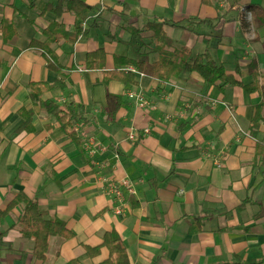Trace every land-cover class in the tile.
Listing matches in <instances>:
<instances>
[{"label":"crops","instance_id":"0c3cea01","mask_svg":"<svg viewBox=\"0 0 264 264\" xmlns=\"http://www.w3.org/2000/svg\"><path fill=\"white\" fill-rule=\"evenodd\" d=\"M82 1L92 7L82 24L87 34L50 46L64 69L57 74L30 42L45 41L42 30L53 21L71 30L73 12L40 14L41 4L57 0H0V211L23 192L37 202L45 220L59 218L73 234L52 236L45 258L37 259L33 239L20 232L23 205L18 204L0 215V264L73 259L100 264L108 250L101 247L89 256L85 246L100 245L111 230L121 237L129 264H264V163L255 157L256 140L264 139L261 132L256 139L249 134L258 93L210 84L196 71L167 81L134 71L136 84L103 82V70L131 69L115 57L158 59L146 29L157 20L174 49H190V59L208 52L225 73L250 83L253 59L264 75V26L258 14L264 0ZM4 21L15 28L13 37L3 38L11 35L10 29L3 32ZM100 48L103 70H87L86 54ZM59 78L64 87L40 99L62 110L82 107L72 124L80 145L29 97V82ZM138 90L151 103L147 112L126 95ZM107 93L125 102L114 119L108 116ZM21 107L33 111L32 132H18L24 123ZM131 128L135 140L128 138ZM122 178L131 181L134 192H124L118 214L108 183Z\"/></svg>","mask_w":264,"mask_h":264},{"label":"trees","instance_id":"16d2710c","mask_svg":"<svg viewBox=\"0 0 264 264\" xmlns=\"http://www.w3.org/2000/svg\"><path fill=\"white\" fill-rule=\"evenodd\" d=\"M202 1L208 3V0ZM238 1L240 0H232V3L235 4ZM63 9L73 12L75 15V21L71 30L65 29L63 23L53 21L42 30L43 35L46 37L45 41L39 42L32 40L30 42V46L40 52L46 60L47 68L55 71L57 74H63L64 69L58 62V58L54 51L51 49V44L61 40L74 43L80 35L87 34L82 24L86 21L92 7L82 0H57L54 4H41L40 14H43L47 10H52L59 14ZM258 14L259 21L264 26V9H260ZM7 29H10L11 35L8 36L5 33L3 34V38L7 39L16 34L12 23L4 21L3 32ZM146 29L151 31V37L154 43L151 51L157 53L158 59L156 61L147 62L142 59L137 60L128 57H115L119 63L130 66L131 69L103 70L105 51L100 48L86 54L85 63L87 70H103L104 83H107L109 80H117L125 84H136L134 71L162 81H167L171 76L177 75L183 71H196L210 84L223 82L242 86L249 93L257 92L261 98V101L253 107V115L249 124V134L251 137L257 138L261 126L264 124V119L262 117V108L264 105V75L259 72L256 59H253L248 65V73L252 76V81L248 84H242L235 80L232 75L225 73L224 68L217 64L208 52H205L203 55H196L193 59H190V49H174L172 40L164 31L161 22L157 20L148 22ZM139 33V29H132L133 35H139ZM236 70L238 71V67H236ZM64 84L65 83L60 78L52 83L29 82V97L32 104L40 105L49 113L53 114L68 136L80 145L81 139L73 129L72 124L79 119L82 107L80 105H75L66 110H62L53 102L42 101L40 99V96L44 92L54 88H63ZM106 99L108 116L114 119L117 110L125 106V102L120 95L111 93L106 94ZM19 114L24 119V123L18 132H32L33 126L31 124V119L33 111L26 107H21L19 109ZM255 157H261V162L264 163V141L262 140H256ZM18 204L23 205L22 213L17 219L20 225V232L24 237L33 239L34 246L32 252L37 259L43 260L45 258L52 236L58 235L65 239L72 237L73 234L66 228L64 221L59 218L45 220L41 215L37 202L30 199L23 192L16 193L15 197L8 203L6 208L0 211V215H6ZM101 247H105L108 250V257L100 264H129L125 245L117 231L111 230L105 232L100 245L95 247L85 246V251L89 256H95L99 253ZM77 262V259H73L66 264H77ZM233 264H255V262L243 263L238 261Z\"/></svg>","mask_w":264,"mask_h":264},{"label":"built area","instance_id":"2783aa9c","mask_svg":"<svg viewBox=\"0 0 264 264\" xmlns=\"http://www.w3.org/2000/svg\"><path fill=\"white\" fill-rule=\"evenodd\" d=\"M127 96L129 99H131L134 102L136 107L141 108L144 112L146 111L148 107V102L144 93L141 90L129 92L127 93ZM148 130L149 129L147 127L144 128L145 133L149 132ZM136 137H137L136 131L133 128H131V130L128 133V138L131 140H135ZM108 184H109L108 186L109 191H111L115 195V198L118 202V206L116 207L115 211L116 213L120 214L122 212V205L125 201L124 192L125 191L134 192L132 183L129 179L122 178L120 180H113Z\"/></svg>","mask_w":264,"mask_h":264},{"label":"rangeland","instance_id":"374dc122","mask_svg":"<svg viewBox=\"0 0 264 264\" xmlns=\"http://www.w3.org/2000/svg\"><path fill=\"white\" fill-rule=\"evenodd\" d=\"M142 92H143V91H142ZM127 93H129V92H127ZM127 93H126V95H127ZM143 93H144V92H143ZM144 95H145V93H144ZM145 97H146V95H145ZM146 99H147V97H146ZM147 102H148V107H147V109H146L145 112H147L148 109L151 107V103L149 102L148 99H147ZM260 132H261L260 137L264 139V124H263V128H262V130H261Z\"/></svg>","mask_w":264,"mask_h":264}]
</instances>
